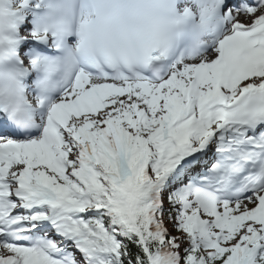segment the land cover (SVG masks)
Here are the masks:
<instances>
[{"label":"snow or ice","instance_id":"obj_1","mask_svg":"<svg viewBox=\"0 0 264 264\" xmlns=\"http://www.w3.org/2000/svg\"><path fill=\"white\" fill-rule=\"evenodd\" d=\"M0 264H264V0H0Z\"/></svg>","mask_w":264,"mask_h":264}]
</instances>
